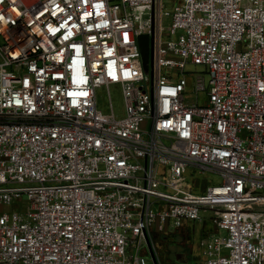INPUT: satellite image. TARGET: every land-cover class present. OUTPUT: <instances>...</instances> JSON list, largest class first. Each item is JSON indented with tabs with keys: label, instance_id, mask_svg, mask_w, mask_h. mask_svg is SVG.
I'll return each mask as SVG.
<instances>
[{
	"label": "built area",
	"instance_id": "2783aa9c",
	"mask_svg": "<svg viewBox=\"0 0 264 264\" xmlns=\"http://www.w3.org/2000/svg\"><path fill=\"white\" fill-rule=\"evenodd\" d=\"M188 63L204 67L191 92ZM189 169L221 181L199 189ZM13 204L0 264H162L156 233L207 219L198 264H264V0H0V206Z\"/></svg>",
	"mask_w": 264,
	"mask_h": 264
},
{
	"label": "rangeland",
	"instance_id": "374dc122",
	"mask_svg": "<svg viewBox=\"0 0 264 264\" xmlns=\"http://www.w3.org/2000/svg\"><path fill=\"white\" fill-rule=\"evenodd\" d=\"M144 16H145V9L144 8L136 9V25L137 26L142 25V19L144 18ZM140 38L146 39L148 37H146L145 35H141ZM146 45L148 47V50H144L142 56H143V60H144L147 78L150 81V74H151V72H150V55H151V41H150V39ZM203 68L204 67L201 64H194V63H188L187 64L185 70L187 72L186 78H187V82H188V86H187L188 92H191L193 89V81H194L195 73L200 71V70H203ZM110 92H111V98H112V106H113V110L115 112V115L118 118L124 117L125 116V99H124V96L122 94L121 88L118 85H111ZM97 94H98L99 107L104 112L111 111L110 100H109L107 89L105 87L98 88ZM186 175H187V179L192 181V182H196V181L201 182V187L199 189H203L207 185V183H209L208 181L213 180V183H218L221 181L219 176H217L213 173H210V172H207V173L195 172V173H193L189 169V170H187ZM15 205L21 209H27L28 208V202L25 200H19L16 202ZM13 206H14V204L12 206L2 205V206H0V209L2 211H10L13 208ZM185 229H186V227L183 226L179 229H175L173 231V233H169V234L162 233V232L159 233V236L155 242H156V248L158 250V254H159V257H160L162 264H176L175 253L180 252V248L175 249V248H173V246L178 245V244H171V247L167 253L166 250L163 251V249L165 248L164 243L169 242L175 236L176 233L178 234L179 230L184 232ZM213 231H216V228L214 226H211L210 221H204L202 223H197L196 228L194 230H190V231L186 230L185 232H187V233H185V234L187 235V238H189V240L192 244V251L189 253V256L185 262H178V264H198V260H199V256H200L199 250L201 248V242L205 236H207L208 234H210ZM179 235L181 236V234L179 233L178 236H176V240L179 239V237H180ZM147 264H155L154 260L152 259V257L150 255H147Z\"/></svg>",
	"mask_w": 264,
	"mask_h": 264
},
{
	"label": "flooded vegetation",
	"instance_id": "af4514ba",
	"mask_svg": "<svg viewBox=\"0 0 264 264\" xmlns=\"http://www.w3.org/2000/svg\"><path fill=\"white\" fill-rule=\"evenodd\" d=\"M179 233L181 234V236L179 237V242L181 245L178 244V245L173 246V248H175V249H179V248L182 249L180 252L175 253L176 264H178V262H185L189 256V253L192 251V244H191L189 238H187V235L185 234L187 232H185V231L183 232V231L179 230L178 234ZM178 234L176 233L175 236L169 242L164 243L165 248L163 249V251L166 250V252L168 253V250L170 249V245L178 243V241L176 240V236H178ZM158 236H159V233H156V235H155L156 240H157Z\"/></svg>",
	"mask_w": 264,
	"mask_h": 264
},
{
	"label": "crops",
	"instance_id": "0c3cea01",
	"mask_svg": "<svg viewBox=\"0 0 264 264\" xmlns=\"http://www.w3.org/2000/svg\"><path fill=\"white\" fill-rule=\"evenodd\" d=\"M206 221H210L209 219L208 220H206ZM211 222V221H210ZM198 222H194V221H185V223H184V226L186 227V229H185V231L186 230H191L192 228V230H194L195 228H196V224H197ZM211 226H213V224L211 223ZM169 233H173V231H168V232H166V234H169ZM180 236V235H179ZM199 254H200V256H199V260L201 259V257H202V242H201V248H200V250H199ZM198 260V261H199Z\"/></svg>",
	"mask_w": 264,
	"mask_h": 264
},
{
	"label": "water",
	"instance_id": "95a60500",
	"mask_svg": "<svg viewBox=\"0 0 264 264\" xmlns=\"http://www.w3.org/2000/svg\"><path fill=\"white\" fill-rule=\"evenodd\" d=\"M145 36L148 37L147 35H145ZM149 39H150L149 37L146 38V39L139 38V44H140V48H141L142 54H143L144 50H148V47H147L146 44L149 41ZM152 43H153V40L151 39V45H152ZM150 59H151V61L153 60V51L152 50H151ZM177 241H178L177 244H180L179 239ZM170 247H171V245H170ZM180 251H181V249H180Z\"/></svg>",
	"mask_w": 264,
	"mask_h": 264
}]
</instances>
